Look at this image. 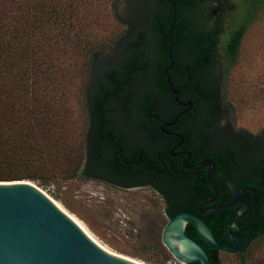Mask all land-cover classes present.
Segmentation results:
<instances>
[{
  "label": "trees",
  "instance_id": "1",
  "mask_svg": "<svg viewBox=\"0 0 264 264\" xmlns=\"http://www.w3.org/2000/svg\"><path fill=\"white\" fill-rule=\"evenodd\" d=\"M97 1L0 0V180H30L45 188L55 180L57 172H53L58 168L66 177L78 176L126 189L138 183L137 180L196 176L199 186L181 194L170 193L164 212L172 218L193 210L196 199L212 191L206 170L178 174L180 166L176 163L168 164V168L159 164L158 151L169 154L168 147L150 148L148 143V136L163 138L160 125L185 109L176 102L165 71L170 64L169 35L172 34L175 58L182 48L187 54L183 71L174 70L175 66L169 74L180 90V98L195 101V106L181 115L172 129L187 134L183 123L193 118L206 124L210 117L202 119V104H207L217 130L226 133V141L218 143L216 150L207 147L205 156L213 158L218 169L232 171L231 176L235 175L237 182L253 180L257 187L254 202H261L264 151L253 150L264 144V132L253 134L236 129L225 118L228 102L221 83L222 80L225 83L238 58L243 39L262 10L264 0H239L240 20L228 31L225 43L228 62L224 70L218 50L219 28L202 27L194 17L210 19L200 9L208 0H163L168 2L165 6L154 0L156 8L149 27L154 36L152 53L146 41L147 31L127 19L130 0L111 1L113 16L129 26L113 41L103 33L95 15ZM218 1L223 4V0ZM122 7L125 17L121 14ZM179 36L180 43L176 40ZM108 47L111 53L103 56ZM140 78L146 85L141 86L134 104L133 126L141 134L132 141L130 134L118 126L116 105L129 100L130 88L137 87ZM74 97L80 99L83 113L76 143L72 136L76 125ZM202 147L198 145V150H194L195 162L201 158ZM245 153L248 156L243 159ZM239 169L259 176L240 177ZM226 183L219 181L217 203L228 202L234 195L233 184ZM232 210V207L218 209L203 216L222 244H229L224 224ZM242 226L246 245L237 254L247 264L252 255L251 245L264 236V221L255 217L253 222ZM187 233L200 240L191 224ZM201 243L212 264H224L221 258L224 252ZM134 256L154 264L146 256ZM249 264H264V256Z\"/></svg>",
  "mask_w": 264,
  "mask_h": 264
},
{
  "label": "rangeland",
  "instance_id": "2",
  "mask_svg": "<svg viewBox=\"0 0 264 264\" xmlns=\"http://www.w3.org/2000/svg\"><path fill=\"white\" fill-rule=\"evenodd\" d=\"M111 1L98 0L95 15L100 20L103 33L109 39L120 37L129 28L127 23L119 22L112 14ZM217 0H208L201 7L205 17L194 15L202 27L217 26L220 30L218 50L220 66L224 70L228 62L225 53V43L231 30L240 20L239 0H223L224 8L216 7ZM123 6V3H121ZM122 7L121 14L125 17ZM156 8L154 0H130V7L126 13L132 25L142 27L147 31L148 48L152 53L153 32L150 27L152 12ZM214 12L212 14V10ZM222 14L221 17L219 15ZM216 16V17H215ZM122 17V18H123ZM204 18V17H203ZM112 42L109 46L113 45ZM111 53L109 47L103 53ZM139 79L137 87H131L130 98L126 103L116 105V120L119 128L130 134V139L135 141L141 134L134 129L135 110L134 104L145 86ZM214 85V84H213ZM221 86L226 90L225 106L227 118L236 129H244L253 134L264 132V6L243 39L240 54L233 62L226 81ZM76 115V125L72 130L74 142L79 134L80 121L83 118L80 99L73 98ZM207 104H202V119L210 117V125L216 126V121L211 117ZM199 121V120H198ZM202 123V121H199ZM216 143L225 142L226 138L219 130L216 131ZM255 152L264 151V144L257 145ZM248 154H243V159ZM57 172V173H56ZM55 180L47 187L39 186L70 213L80 218L90 231L117 251L134 256H146L154 264H183L178 261L167 249L162 241V232L168 222L164 212L162 198L154 191L138 188H116L97 180L83 179L78 176L66 177L58 170ZM252 255L249 261L253 262L264 256V236L257 239L252 245ZM141 259L140 257H136ZM224 264H243L238 254L222 253ZM149 263V262H148Z\"/></svg>",
  "mask_w": 264,
  "mask_h": 264
},
{
  "label": "water",
  "instance_id": "3",
  "mask_svg": "<svg viewBox=\"0 0 264 264\" xmlns=\"http://www.w3.org/2000/svg\"><path fill=\"white\" fill-rule=\"evenodd\" d=\"M168 77L176 102L186 106L173 121L166 124L171 125L188 112L194 102L183 101L180 91ZM161 129L165 132L164 126ZM174 134L182 138V143L184 136ZM184 167L192 170L208 168L207 180L212 192L198 201L197 211L210 213L241 203L231 211L224 224L225 236L232 245L218 242L209 224L191 212L178 213L168 220L162 232L164 245L182 263L197 261L212 264L204 246L187 234V226L191 224L209 247L229 254L240 252L245 247L246 236L238 220L251 210L250 193L242 187L228 202L202 211V204L216 201L219 195V185L214 178L216 163L212 159H204L197 165H190L186 159ZM232 229L239 230L241 236L233 233ZM137 259L104 243L34 182L24 179L0 180V264H146Z\"/></svg>",
  "mask_w": 264,
  "mask_h": 264
},
{
  "label": "flooded vegetation",
  "instance_id": "4",
  "mask_svg": "<svg viewBox=\"0 0 264 264\" xmlns=\"http://www.w3.org/2000/svg\"><path fill=\"white\" fill-rule=\"evenodd\" d=\"M167 3L168 2H165L163 0H158V2H157V4L161 5V6H165V4H167ZM215 5L219 9L224 8V6H221V4L219 3L218 0L215 2ZM213 12H214V9L212 10V14H213ZM187 13H188V11L186 12V15H187ZM137 31H139V29ZM134 36H135V34H134ZM169 37L171 39V43L169 44L170 64H168L166 66V69H165L167 76H170L169 70L170 69H174L175 66H176V69H174V70H177L179 72L183 71L182 64H183V61H184V56L187 54V50L182 48V49L179 50V52L177 54V58H175L174 53H173V44H174V41H175V39H174L175 37L172 34H170ZM176 40L178 41V43H180L182 41V37L179 36ZM146 41L148 42V40H146ZM218 41H219V38H218ZM170 79H171V82H172L171 76H170ZM168 81H169V77H168ZM169 84H170V81H169ZM170 87H171V85H170ZM188 100H192L194 102V106H195V101L192 98H188L187 100L184 99L183 101H188ZM179 105L186 109V106H182L181 104H179ZM181 111H183V110H181ZM180 112H178V113H180ZM174 118L171 119V120L165 121L164 123H162L160 125V131L163 134V138L153 139V137H149L148 136V138H149L148 143L151 145L150 148L152 146H157V147L160 146L159 149L165 147V150H166V148L168 147L169 154L166 153V152H162V150L158 151L159 164L160 165H165V167L168 168V164H170L172 166L174 163H176L178 166H180V170L178 171V174H181V175L182 174H187V172H190V171L195 172V173L196 172L197 173L198 172L201 173V171L206 170V172H208V168L207 167L202 168V169H198V170H192V169H189L187 167H184V162H185L186 159H188V163L190 165H197L201 161H203L204 159H212L213 160V158H211L209 156H205V149L207 147L212 149V150H216V148H218L217 143H216V141H218L216 139L217 138V135H216L217 128H216V126L210 125L209 121L206 122V124H205V123H201L198 120H195L193 118L192 120H188V121H185L183 123L184 129L188 130L187 134H184L182 130L180 131V130L172 129V126L178 122L180 117L175 121V123H173L171 125H166L167 123L173 121ZM162 126H164L165 132L162 131V129H161ZM174 133H180V134H182L184 136V139H183L182 143H181L182 138L179 137L178 135L174 134ZM224 135H226V133H224ZM166 142H168V143H166ZM178 144H180V145L175 147ZM198 145L204 146V147L199 148V150L201 151L200 152L201 158H200L199 161L195 162V160L197 159V154L194 152V150H196V151L198 150V148H196ZM142 157H144V155H142ZM146 159L148 161H152V159H150L149 157H147ZM238 173H239V175H241L240 177H243V178L251 177V178L255 179L256 177L259 176L258 173L252 174V173H249V171H247V170L243 171V170L239 169ZM231 175H232V171H230L228 169H218V166L216 164V170L214 172V178L217 181L218 185H219V181L220 182H224L225 181V183L227 182L226 184H228V185L230 183L233 184V185H231V187H233V189H235L234 190V194L240 188L245 187V189L250 193V195L252 197L251 210L249 211V213L246 216H244L243 218L238 220V225L240 226L241 230L244 233L242 225H245L246 223H249V222H253L255 217L257 218V220L264 221V194H262V196H261V198H262L261 202H256L255 203L254 202V198H255V196L257 194V187L252 183L253 180H250L252 182H248V183L243 182V179L241 181L237 182V180H235V178H233V176L235 177V175H233V176H231ZM232 178H233V181H232ZM136 182H138V183H135V185L133 187H131V188L149 189V190H152V191L156 192L162 198L164 209H166V205L168 203L167 202L168 195L170 193H172V194L173 193L181 194V192L183 190H188V189L193 190L197 186H199V181H198V178L196 176H191V177H189V176H178V177L173 178V179H170L168 177H163V178L157 179L156 181L137 180ZM208 184H209V182H208ZM254 188H255V190H253ZM263 190H264V186H263ZM211 192H208V193H205V194H202L201 196H199L196 199V202L194 203V209L190 210V211H184V212L195 213V214L199 215L201 218H203V216L207 217L210 214H212L214 211H212L210 213H202V212L197 211V203H198V201L202 197L210 194ZM191 194L192 193H190L188 195H191ZM196 196H198V195H196ZM218 198H219V195H218ZM218 198H217V200H218ZM217 200L212 202V203L202 204L200 209L202 211L210 210L212 207H214L215 205L219 204V203H217ZM240 205H241V203H239L238 205H236V206H234L232 208L235 209L236 207H238ZM168 219H170L169 216H168ZM188 225H190V224H188ZM186 232H187V229H186ZM232 232L241 236L239 230L232 229ZM187 234L189 236H191L189 233H187ZM191 237L196 239L200 243L202 241L201 239H200L201 241L198 240L194 236H191ZM228 243H229L228 245H232L229 241H228Z\"/></svg>",
  "mask_w": 264,
  "mask_h": 264
},
{
  "label": "bare ground",
  "instance_id": "5",
  "mask_svg": "<svg viewBox=\"0 0 264 264\" xmlns=\"http://www.w3.org/2000/svg\"><path fill=\"white\" fill-rule=\"evenodd\" d=\"M43 192H44V190H42ZM44 193H46V192H44ZM47 194V193H46ZM48 196H50L49 194H47ZM51 197V196H50ZM51 198H53V197H51ZM54 199V198H53ZM55 200V199H54ZM56 201V200H55ZM58 203H59V201H57ZM60 204V203H59ZM61 205V204H60ZM62 206V205H61ZM63 207V206H62ZM69 212V211H68ZM70 213V212H69ZM72 214V213H71ZM76 219H78L83 225H85V223L80 219V218H78L75 214H72ZM86 226V225H85ZM87 227V226H86ZM88 228V227H87ZM137 259V258H136ZM137 260H140V261H142V262H144V263H146V264H150V263H148V262H146L145 260H142V259H137Z\"/></svg>",
  "mask_w": 264,
  "mask_h": 264
},
{
  "label": "built area",
  "instance_id": "6",
  "mask_svg": "<svg viewBox=\"0 0 264 264\" xmlns=\"http://www.w3.org/2000/svg\"><path fill=\"white\" fill-rule=\"evenodd\" d=\"M183 264H185V263H183Z\"/></svg>",
  "mask_w": 264,
  "mask_h": 264
}]
</instances>
